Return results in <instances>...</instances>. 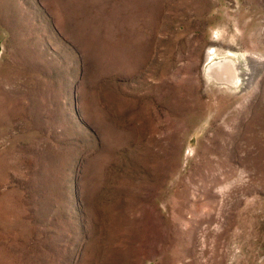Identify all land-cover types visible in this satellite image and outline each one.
<instances>
[{
  "label": "rangeland",
  "instance_id": "obj_1",
  "mask_svg": "<svg viewBox=\"0 0 264 264\" xmlns=\"http://www.w3.org/2000/svg\"><path fill=\"white\" fill-rule=\"evenodd\" d=\"M0 264H264V0H0Z\"/></svg>",
  "mask_w": 264,
  "mask_h": 264
},
{
  "label": "bare ground",
  "instance_id": "obj_2",
  "mask_svg": "<svg viewBox=\"0 0 264 264\" xmlns=\"http://www.w3.org/2000/svg\"><path fill=\"white\" fill-rule=\"evenodd\" d=\"M215 57L217 59H214L207 68V75L215 87L218 86V89H226L230 92L232 89L234 91L236 88L249 86L251 73L249 68L247 71V67L250 65L255 67L254 59H250L246 54L231 52L227 53V56L218 58L216 55Z\"/></svg>",
  "mask_w": 264,
  "mask_h": 264
}]
</instances>
